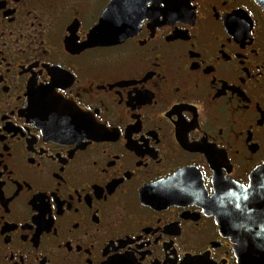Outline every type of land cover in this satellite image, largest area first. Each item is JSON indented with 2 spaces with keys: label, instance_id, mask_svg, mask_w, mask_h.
Segmentation results:
<instances>
[{
  "label": "flooded vegetation",
  "instance_id": "1",
  "mask_svg": "<svg viewBox=\"0 0 264 264\" xmlns=\"http://www.w3.org/2000/svg\"><path fill=\"white\" fill-rule=\"evenodd\" d=\"M263 163L254 0H0V264H238Z\"/></svg>",
  "mask_w": 264,
  "mask_h": 264
},
{
  "label": "water",
  "instance_id": "2",
  "mask_svg": "<svg viewBox=\"0 0 264 264\" xmlns=\"http://www.w3.org/2000/svg\"><path fill=\"white\" fill-rule=\"evenodd\" d=\"M255 1L264 9V0ZM111 5L104 18L112 11ZM113 40L101 26L90 35V41L99 44ZM216 189L211 212L235 244L238 264H264V163L253 171L248 186L219 184Z\"/></svg>",
  "mask_w": 264,
  "mask_h": 264
}]
</instances>
